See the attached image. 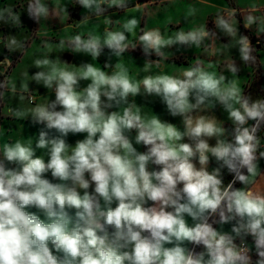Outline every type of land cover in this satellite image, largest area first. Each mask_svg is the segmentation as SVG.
I'll use <instances>...</instances> for the list:
<instances>
[{"label":"clouds","instance_id":"clouds-1","mask_svg":"<svg viewBox=\"0 0 264 264\" xmlns=\"http://www.w3.org/2000/svg\"><path fill=\"white\" fill-rule=\"evenodd\" d=\"M234 2L198 25L190 5L163 29L145 22L157 0L0 6L15 30L0 32V115L38 127L13 141L0 124V264H264V96L241 76L264 69L245 34L264 37V5ZM25 19L36 27L19 39ZM56 25L71 31L52 39ZM182 50L199 53L164 71Z\"/></svg>","mask_w":264,"mask_h":264},{"label":"rangeland","instance_id":"rangeland-1","mask_svg":"<svg viewBox=\"0 0 264 264\" xmlns=\"http://www.w3.org/2000/svg\"><path fill=\"white\" fill-rule=\"evenodd\" d=\"M137 2L144 3V2H146V0H137ZM253 2L258 3L260 5H264V0H236L237 6H239L241 8H246L249 4H251ZM26 3H27V0H0V6H3L4 4L23 5ZM211 4H215L217 6L223 7V6H226L228 4H230V6H234L235 2H234V0H206V4H202L200 2V0H157V3L155 5L154 9L153 8L149 9L150 14L146 17L145 22H146L148 28L160 27L163 29L165 26V21H166L167 17L171 16L173 18V20H179L182 17L183 13L191 5V6L196 7L199 10L197 13V16L195 17L194 22H193L194 24L198 25L201 23H205L206 20L208 19L209 15L213 14L215 12L214 8L206 6V5H211ZM21 11H23V9H21ZM73 12H74L73 17L75 19H78L79 18L78 13L80 12V9L77 8ZM121 21L123 22V17L121 18ZM25 25L27 28H23L17 33V37L19 39L30 38L31 37V29L36 27V25H34L32 23V21L27 20V19H25ZM181 26L184 27L185 30H188V28L193 26V25L192 24H188V25L182 24ZM44 27L48 31L49 37H51L52 39H59L60 37L67 35V33L71 31L70 27L66 31H61L59 25H56V28L55 27L49 28L47 26H44ZM0 32L7 34L9 32L14 33L15 30L10 29L6 26H0ZM260 42H262L261 38H260ZM38 48H39V39H35L32 41L27 54L23 57L19 66L17 67V70H16L17 74L23 68L31 65L32 59L34 58L33 53L37 52ZM260 50H261V52L259 53V55L264 57V46ZM198 53H199V50H197L196 53L194 52V50H191V51H183L182 50L181 52L175 53V60H174L175 64H166L163 66V70L168 72L169 74L178 73L186 66L187 63H191L192 58H194V55L198 54ZM189 54H192L193 57H189L190 56ZM5 55H7L6 50H4L2 47H0V60H3ZM15 55L16 54H13V57H12L13 59H15ZM66 55L72 57V62H76V63H79L80 60H82V59H89L90 60L89 57L76 56L74 58L71 54L65 53V56ZM126 57L133 59L134 62L138 66H142V64H143L144 58L141 55L139 50L132 52V53H129V54H126ZM65 58L68 59L69 57H65ZM104 59H105V56H102L100 58L99 62L102 64ZM131 59H126L125 63L128 65L129 71L131 72L133 77H135L137 75V73H141V69L135 63H133V61ZM154 71H159V70L154 69ZM248 71L250 72L252 70L249 69ZM248 71L244 70L241 73V76L245 79L246 83L249 82V78H257L258 81L264 82V79H263L264 78V69H261V71H263L262 73L259 70L258 75H256V76L250 75ZM141 75H142V73H141ZM263 87H264V85H263ZM40 91H41V93H43L46 90L41 88ZM36 95H37V97L40 96L39 93H37ZM42 100H43V98L40 100V102H42ZM137 102L141 103V104H147L148 107H151L155 112L159 113L162 118L172 119V118L167 116V113L165 112L164 107L159 103V101L157 99L145 101L144 99L138 97ZM145 110L148 111V109H145ZM1 111H4V110L2 109ZM217 115L219 116L220 113L217 112ZM173 122H177V121H173ZM20 123L23 125H17V123L10 122L9 120H7L3 117L1 124L4 125L5 127H11L12 128V130L8 133V136L12 137L13 141L17 138L27 139V137H23L21 135L22 133L25 136L38 134V127H33L27 122H20ZM31 128H33V130H31ZM3 139H4L3 137H0V142H2Z\"/></svg>","mask_w":264,"mask_h":264},{"label":"crops","instance_id":"crops-1","mask_svg":"<svg viewBox=\"0 0 264 264\" xmlns=\"http://www.w3.org/2000/svg\"><path fill=\"white\" fill-rule=\"evenodd\" d=\"M235 6V5H234ZM239 7V6H238ZM239 8H241V7H239ZM241 9H244V8H241ZM241 31L243 32L244 30H243V28H241ZM245 34H248V35H250V37H251V40H252V43L258 48V49H261L263 46H264V37H262L261 38V41L262 42H259V43H257V38L255 37V35L253 34V33H245ZM190 56L189 57H193L192 56V54H189ZM184 56V55H183ZM65 57H69L68 58V60L70 61V62H72V57H70V56H68V55H66ZM261 71V70H260ZM251 72V71H250ZM263 71H261V73H262ZM256 75H258V71L254 74V75H252V76H256ZM250 77V76H249ZM264 79V78H263ZM249 82H252V83H257L258 84V89H259V91H258V93L257 92H255V93H253L252 95L255 97V96H264V87H263V85H264V82H262V81H258V79L257 78H249ZM251 83V84H252ZM250 89H251V87H249L248 89H247V91L249 92L250 91ZM43 97H41V96H39V97H37V100H38V102H40V100L42 99ZM2 109H0V114H2L3 113V111H1ZM2 119H3V116L2 115H0V124L2 123ZM31 130H33V128H31ZM78 138H82V137H71L70 138V142H74L75 141V139H78Z\"/></svg>","mask_w":264,"mask_h":264},{"label":"trees","instance_id":"trees-1","mask_svg":"<svg viewBox=\"0 0 264 264\" xmlns=\"http://www.w3.org/2000/svg\"><path fill=\"white\" fill-rule=\"evenodd\" d=\"M73 15H74V12H73ZM258 91H259V89H258V84L257 83H252L251 84V89H250V93L251 94H253V92L255 93V92H257L258 93Z\"/></svg>","mask_w":264,"mask_h":264},{"label":"water","instance_id":"water-1","mask_svg":"<svg viewBox=\"0 0 264 264\" xmlns=\"http://www.w3.org/2000/svg\"><path fill=\"white\" fill-rule=\"evenodd\" d=\"M0 70H2V68H0Z\"/></svg>","mask_w":264,"mask_h":264}]
</instances>
